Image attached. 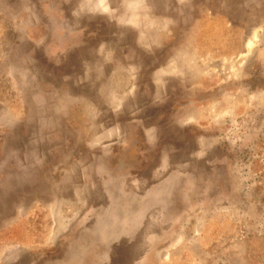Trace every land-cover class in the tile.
<instances>
[{
	"label": "rangeland",
	"instance_id": "1",
	"mask_svg": "<svg viewBox=\"0 0 264 264\" xmlns=\"http://www.w3.org/2000/svg\"><path fill=\"white\" fill-rule=\"evenodd\" d=\"M0 264H264V0H0Z\"/></svg>",
	"mask_w": 264,
	"mask_h": 264
}]
</instances>
